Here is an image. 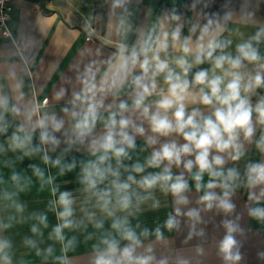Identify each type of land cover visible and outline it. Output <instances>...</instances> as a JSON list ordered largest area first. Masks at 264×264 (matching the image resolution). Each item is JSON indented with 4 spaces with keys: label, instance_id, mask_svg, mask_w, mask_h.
Listing matches in <instances>:
<instances>
[{
    "label": "clouds",
    "instance_id": "obj_1",
    "mask_svg": "<svg viewBox=\"0 0 264 264\" xmlns=\"http://www.w3.org/2000/svg\"><path fill=\"white\" fill-rule=\"evenodd\" d=\"M105 3L112 51L75 67L71 88L53 93L58 111L47 98L26 100L15 68L7 89L0 84V264H74L78 234L92 241L87 264H192L158 247L184 225V242L198 238L204 256L198 225L207 212L224 217L218 258L240 264V189L247 216L264 224V23L244 7L209 13L205 0H192V17L173 7L135 26L133 0ZM252 147L259 160L249 158ZM26 159L40 163L18 167ZM73 172L76 186L61 190L57 179ZM37 185L50 199L30 211L22 197ZM157 193L171 197L172 210L149 228L140 217L161 207ZM23 225L27 252L17 257L7 233Z\"/></svg>",
    "mask_w": 264,
    "mask_h": 264
},
{
    "label": "crops",
    "instance_id": "obj_2",
    "mask_svg": "<svg viewBox=\"0 0 264 264\" xmlns=\"http://www.w3.org/2000/svg\"><path fill=\"white\" fill-rule=\"evenodd\" d=\"M205 2L208 3V7L204 9L206 12L223 14L227 5L239 15L244 7L246 11L255 14L258 23H264V0H205ZM191 3L192 0H139L138 3L137 0H133L132 9L135 14L132 21L135 26L151 23L157 15L173 7L183 15L192 17L194 12L188 7ZM12 4L11 14L7 20L11 37L0 33V84L5 85L7 89L9 81L5 77L10 68H15L25 81L23 89L26 93L25 99L39 102L43 97H47L49 105H54L58 111L60 105L53 101V93L60 87L71 88L66 81L74 78L75 67L89 58L106 56L112 51V45L107 37L109 29L107 4L105 0H12ZM201 7L202 5H198L197 11ZM254 30V27H241L245 35ZM184 32L187 34V28ZM131 39H135V36ZM138 144H142V141L138 140ZM71 155L78 159L82 158V154L72 153L69 159ZM249 158L253 161L260 159L254 147L249 150ZM29 163L39 164L40 161L26 159L18 167L24 168ZM243 164L244 161H241V169ZM41 167L44 166L41 164ZM52 171L55 173L54 169ZM76 171L78 172V169ZM75 176L76 172L59 177L57 183L61 185V190L74 188ZM37 189L38 185L22 197L28 203L30 211L45 210L50 199L47 191L39 192ZM157 196L161 200V207L158 210L146 207L140 217L143 224L149 228L155 227L158 221L162 223L166 214L172 210L171 197H164L159 193ZM195 196L193 192L191 194L193 201ZM233 200L236 204V215L240 217L239 223L244 229V234L238 237L242 243L241 251L244 256L240 264H264V259H259L257 255L264 251V224L247 216V193L244 189H240ZM48 215L50 223L55 224L54 215L52 213ZM203 216L206 223L198 225V228H204L206 232L203 241L204 256L196 255L195 246L201 243L198 238L184 242L188 231L184 225L180 232H165L168 237V248L158 247V252L180 250L192 258V264H222L216 254V244L224 234V229L220 225L224 217L214 212L203 213ZM7 234L14 240L17 257L24 255L27 250L21 246V240L25 235H30L28 226H16ZM78 239L80 243L76 251L70 252L69 256L74 258V264H87V254L92 241L84 243L83 236L79 234ZM58 249L59 246L57 251ZM26 258L32 259L34 254Z\"/></svg>",
    "mask_w": 264,
    "mask_h": 264
},
{
    "label": "built area",
    "instance_id": "obj_3",
    "mask_svg": "<svg viewBox=\"0 0 264 264\" xmlns=\"http://www.w3.org/2000/svg\"><path fill=\"white\" fill-rule=\"evenodd\" d=\"M12 7V0H0V33L3 36L11 37V32L7 25V20L10 17ZM45 98L47 97H43L41 101Z\"/></svg>",
    "mask_w": 264,
    "mask_h": 264
}]
</instances>
